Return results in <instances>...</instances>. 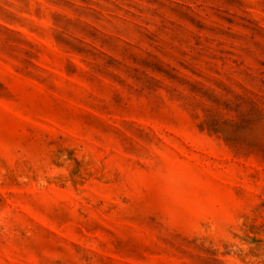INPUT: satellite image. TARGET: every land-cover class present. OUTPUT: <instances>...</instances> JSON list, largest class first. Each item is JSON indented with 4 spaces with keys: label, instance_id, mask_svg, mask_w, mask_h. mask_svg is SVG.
I'll return each instance as SVG.
<instances>
[{
    "label": "rangeland",
    "instance_id": "rangeland-1",
    "mask_svg": "<svg viewBox=\"0 0 264 264\" xmlns=\"http://www.w3.org/2000/svg\"><path fill=\"white\" fill-rule=\"evenodd\" d=\"M0 264H264V0H0Z\"/></svg>",
    "mask_w": 264,
    "mask_h": 264
}]
</instances>
